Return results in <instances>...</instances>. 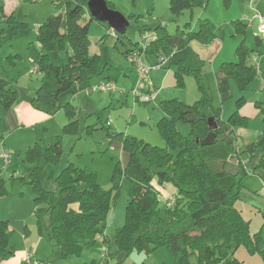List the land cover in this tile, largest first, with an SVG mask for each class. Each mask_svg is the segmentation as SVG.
<instances>
[{
  "label": "rangeland",
  "instance_id": "rangeland-1",
  "mask_svg": "<svg viewBox=\"0 0 264 264\" xmlns=\"http://www.w3.org/2000/svg\"><path fill=\"white\" fill-rule=\"evenodd\" d=\"M105 1L112 5L111 10L120 13L129 22L130 26L121 38H117V33L112 30L113 34L107 24L91 21L89 14L83 16L79 23L89 24V54L101 56L106 67L123 71L126 76L116 75L115 80L110 82L114 84L115 90L110 93L98 89L101 83L107 82L104 80L105 72L104 76L92 77L88 82L76 86L73 93H65L60 99L61 104L65 103V99L71 101L75 108V118L77 117L81 127L90 126L95 129L90 132L83 130L79 136L65 132L68 118L61 110L49 115L46 125L20 124L23 125L22 132L5 133L0 126V153L7 152L10 156L7 165L3 166L0 161V178L5 181L7 189V196L0 197V221L7 222L10 231L8 246L12 252V256L1 264H24L29 251L32 255L30 264H174L166 247L148 255L132 252L126 257L114 245L113 237L124 226L125 210L130 200V181L127 178L122 177L119 188L112 193L111 208L103 231L108 239L111 257L107 255L102 239H99L96 246L65 258L54 252L46 238L40 234L41 231L48 230L49 219L44 216L38 224L34 214L36 204L33 189L22 180L34 165L27 155L33 143L48 147V143L54 144L58 140L62 149L60 162H49L44 166L48 190L56 191L54 180L59 174L58 168L73 164L93 171L99 187L110 191L115 166L122 171L128 167L129 154L122 144L124 136L152 147L168 148L160 134L158 123L162 118H167L162 109L163 103L173 100L188 106L204 101L208 105V112L218 114L222 123H226L235 114L246 121V126L235 128L230 138L235 143L237 154L234 153L230 155V160L227 159L225 171H241L247 175L234 208L249 223L250 236L260 235V242L257 240L260 246L258 245V250L255 246L252 249L241 245L233 257L243 264H264V179L256 176L257 172L253 171L254 164L249 163V157L239 154L245 148V143L235 136L236 130L239 137L264 147V35L258 31V22H254L252 28H246L242 36L236 33L234 25L236 21L246 24L253 14L264 19V1L229 0L226 3L225 0H206L204 6L186 10L179 16L171 15L170 0ZM0 3L3 8L5 5L7 13L6 17L0 15V70L10 89L16 92L13 109L0 107V117L5 113L9 119L11 116L19 117L23 114L15 109L19 106L22 110L28 109L40 115L43 112L35 110L31 106V100L43 75L39 71L31 72L34 65L28 49L40 50L39 28L49 16L60 14L63 9H57L53 0H0ZM200 20H208L214 26L215 36L214 41L207 45L192 43L196 53L204 61L201 82L187 74L183 78V87H180L174 77V67L149 70V89L144 94L139 91V98L136 100L133 92L137 81H140L139 74L125 52L140 43L139 29L146 26L154 30V27L160 25L163 33L170 37L171 44L175 45L181 37V31L188 29L185 25L190 24L191 30L196 29L194 26ZM241 42L251 51L249 65H254L255 56L260 70L244 88H239L233 79H228L227 96L221 101L214 73L221 62H236L235 50ZM48 55L51 63L57 67L67 61L66 54L60 50L51 51ZM175 129L184 138L192 132V127L182 122H176ZM110 133L122 136H108ZM156 186L162 203L176 190L171 184H164L162 188ZM174 197L176 198V193ZM190 264H196L194 257L190 259Z\"/></svg>",
  "mask_w": 264,
  "mask_h": 264
},
{
  "label": "trees",
  "instance_id": "trees-1",
  "mask_svg": "<svg viewBox=\"0 0 264 264\" xmlns=\"http://www.w3.org/2000/svg\"><path fill=\"white\" fill-rule=\"evenodd\" d=\"M87 1L53 0L54 6L63 11L49 16L39 28L40 50L28 49L33 65L43 75L31 106L47 115L64 111L68 118L65 132L77 136L83 130L90 132L94 128L81 127L75 118V108L69 103L61 104L60 98L65 93H73L76 86L88 82L94 76H103L107 72L106 81L111 82L118 75H115L116 69L106 67L101 56L89 54V24L79 23L83 16H88ZM225 1L229 3V0ZM206 2L170 0L169 11L171 15L179 16L186 10L204 6ZM106 4L109 9L112 8L110 3ZM2 14L3 5L0 3ZM234 25L238 35L245 34V24L236 21ZM190 26L186 24L188 29L181 31L182 40L176 48L171 46L170 37L163 33L160 25L154 30L146 26L139 29L140 35L154 31L155 40L146 55L151 58L157 55L170 56L167 68H175L174 77L180 87H183V78L187 74L201 82L204 62L193 52L190 43L195 41L207 45L215 39L214 26L208 20L198 21L194 26L196 29L191 30ZM56 50L63 51L67 58L66 63L59 67L51 63L48 55ZM130 51L126 50V57ZM249 54L251 51L241 42L235 50L236 62L222 64L218 69L216 86L221 101L227 96L228 79H233L239 88H244L257 74L258 71L248 63ZM15 102L16 92L10 89L0 70V107L11 109ZM207 106L204 101L193 106L174 100L163 103L162 109L167 118L160 120L158 128L167 149L152 147L124 136L122 144L129 154L128 167L122 171L115 166L110 191L99 187L93 171L73 164L59 172L54 180L56 191L48 190L44 166L49 162H60V143L57 140L48 147L34 144L29 148L27 155L34 165L22 180L33 189L36 204L34 214L38 224L44 216H48V230L40 234L46 238L52 250L65 258L96 246L98 239H102L107 255L111 257L103 231L111 208L112 193L119 188L122 177L130 181V200L125 210L124 226L116 231L113 243L119 253L126 257L132 252L148 255L166 247L174 264H190L192 257L196 264H243L233 257L241 245L252 249L255 246L259 250L260 235L250 236L249 223L234 208L247 175L241 171H225L227 159L237 152L230 138L235 128L246 126V121L235 114L222 123L218 114L208 112ZM209 118L218 125L215 144L201 147L195 139L202 140L208 135ZM176 122L190 125L191 134L186 138L181 137L175 129ZM108 136L122 135L110 133ZM244 143L245 148L239 154H246L249 163L254 164L253 171L264 179V147L258 143ZM153 182L158 186L171 184L176 189V204L173 208H167L161 202ZM4 183L0 178V197L7 196ZM9 237L7 222L0 221V264L12 256L8 246Z\"/></svg>",
  "mask_w": 264,
  "mask_h": 264
},
{
  "label": "built area",
  "instance_id": "built-area-1",
  "mask_svg": "<svg viewBox=\"0 0 264 264\" xmlns=\"http://www.w3.org/2000/svg\"><path fill=\"white\" fill-rule=\"evenodd\" d=\"M253 22H258V31L260 33H263L264 35V19H262L258 14H253L251 19L248 21V26H251ZM113 33V31L111 30ZM114 34V33H113ZM141 41L140 43H136L131 51L128 54V60L132 63L133 67L135 68L136 72L139 74V80L137 81V86L133 92V97L137 100L139 98V91H141L142 94H144L147 89H149L150 83L149 78H147L149 70L154 69H161L168 67L169 64V58L170 56L165 55H157L151 61H146V58L148 57L146 55V51L148 50L149 46L152 44V42L155 40V33L154 32H146L142 35H140ZM255 69L257 71L260 70L259 64L255 65ZM38 67L34 66L31 70L32 73L38 72ZM99 91L101 92H112L115 90L114 84L110 82L101 83L98 87ZM119 93H123L122 91H119ZM108 125V124H107ZM10 160V156L7 154V152L0 153V161L3 166L7 165ZM4 168V167H3ZM164 204L167 208H173L176 204V198L174 196H169L165 199ZM32 260V255L28 253L26 255V258L24 259V264H30Z\"/></svg>",
  "mask_w": 264,
  "mask_h": 264
},
{
  "label": "crops",
  "instance_id": "crops-1",
  "mask_svg": "<svg viewBox=\"0 0 264 264\" xmlns=\"http://www.w3.org/2000/svg\"><path fill=\"white\" fill-rule=\"evenodd\" d=\"M7 1V0H6ZM6 11H5V5H4V8H3V17H6L7 16V13H5ZM243 23V22H242ZM244 24V23H243ZM246 28H252L253 27V25H254V22L252 23V25L251 26H248V22H246ZM182 40V37H180L179 38V40H177L176 41V43H175V45H173V44H171V46L173 47V48H176L177 47V45L180 43V41ZM195 42V41H194ZM193 42H191L190 43V47H191V49L193 50V52L198 56V58L201 60V61H203V59H201L200 58V56L198 55V53H196V51H195V49L193 48V44H192ZM151 59H153V58H151L150 56L148 57V58H146V61H151ZM227 60H229L230 61V59H227ZM253 61H255V63H254V65H253V67L255 68V65L257 64V62L258 61H256V58H255V56L253 57ZM204 62V61H203ZM224 62H226V61H223V63L221 62V64L217 67V69H219L220 68V66L222 65V64H225ZM231 63V62H230ZM203 68H204V66H203ZM203 68H202V71H201V76H203L202 75V73H203ZM216 69V70H217ZM215 69H213V71H214ZM218 71V70H217ZM217 71H215V73H214V77H215V82H216V73H217ZM122 72V73H121ZM116 74H118L119 75V77L121 76V74H124L123 73V71H120V70H118L117 69V72H116V70H115V75ZM125 76H126V74H124ZM104 76V75H103ZM106 77L108 76V74L107 75H105ZM105 81H106V79H104ZM134 80H132V82H133ZM112 82V81H111ZM134 84V83H133ZM61 99V98H60ZM65 103H69V104H71V101H69V99H65ZM72 106H73V104H71ZM74 107V106H73ZM13 109V108H12ZM16 110H18V111H21V112H23V114L22 115H19V117H16V116H11L10 117V119L8 118V116H7V113H5V114H3L2 115V117H0V126L5 130V133H7V132H9V133H13V132H22L23 130L21 129V127L23 126V125H20V124H29V125H26V126H31L32 124H44V125H46V123L48 122V116L49 115H46V114H44V113H41L40 115H36V114H34L33 112H30V110H28V109H25V110H22V107L21 106H19V107H17V108H15ZM33 111V110H32ZM31 115V116H30ZM21 116H23V117H21ZM107 122H108V120H107ZM80 124V123H79ZM108 124V123H107ZM81 126V125H80ZM87 127H90V126H87ZM109 127V126H108ZM94 128V127H93ZM95 129V128H94ZM45 131L47 130V128H45L44 129ZM28 132V130H26L25 131V133H27ZM242 134H244V132H242ZM235 136L236 137H238V138H241V140L243 141V142H250V141H248L247 139H243L242 137H239L240 135H239V133H237V131L235 130ZM33 144H36L35 142L33 143ZM49 145H52L51 143H48ZM39 145V144H38ZM41 147H44V146H42V145H40ZM31 148V147H30ZM229 159V158H228ZM230 160V159H229ZM231 160H233V159H231ZM234 161V160H233ZM228 162V161H227ZM58 166H60V165H58ZM226 167V166H225ZM64 167H60V168H58L59 169V172L61 171V169H63ZM232 169L234 170L235 168L234 167H232ZM237 172H239V171H237ZM235 173H236V171H235ZM256 173V172H255ZM258 174V173H257ZM257 176V175H256ZM256 176H253V177H256ZM152 185H153V187L159 192V194H160V191H159V189L157 188V184L155 185V182H153L152 183ZM164 186V185H163ZM163 186H161L160 188H162ZM174 190H175V188H174ZM175 193H176V190H175ZM175 193L174 194H172L171 196H174L175 195ZM108 240V239H107ZM98 241H99V239H98ZM30 252V251H29ZM28 252V253H29ZM27 253V254H28ZM30 254H31V252H30Z\"/></svg>",
  "mask_w": 264,
  "mask_h": 264
},
{
  "label": "water",
  "instance_id": "water-1",
  "mask_svg": "<svg viewBox=\"0 0 264 264\" xmlns=\"http://www.w3.org/2000/svg\"><path fill=\"white\" fill-rule=\"evenodd\" d=\"M86 10L92 20L107 24L118 36H123L130 26L123 15L107 7L105 0H88ZM207 127L208 135L202 140L195 139V142L201 147H211L215 144V131L218 129V125L212 118H209Z\"/></svg>",
  "mask_w": 264,
  "mask_h": 264
}]
</instances>
